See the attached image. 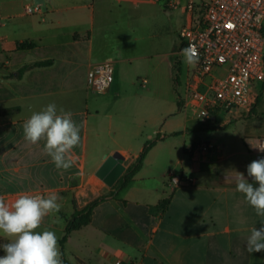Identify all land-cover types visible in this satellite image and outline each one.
Returning a JSON list of instances; mask_svg holds the SVG:
<instances>
[{
	"label": "crops",
	"instance_id": "obj_1",
	"mask_svg": "<svg viewBox=\"0 0 264 264\" xmlns=\"http://www.w3.org/2000/svg\"><path fill=\"white\" fill-rule=\"evenodd\" d=\"M36 3L0 0V20L12 21L22 6L27 19L13 31L7 30V21L0 24V112L10 110L0 116V196L6 203L37 191L58 194L61 210L45 217L41 230L54 231L60 248L75 206L82 209L106 197L90 223L65 243L69 264H114L116 258L140 264H264V251L246 250V238L253 226H262L261 218L228 179L237 171L253 182L247 165L255 160V149L247 141L264 139V81L252 85L251 108L227 116L226 125L203 128L178 120V100L169 112L155 101L162 75L177 85L182 44L156 59L128 54L140 41L132 11L149 2L43 0L37 4L40 13L26 14V7ZM198 18V13H186V25ZM26 42L32 45L19 47ZM107 60L116 66L112 90L102 94L94 111L91 96L79 108L75 80L86 82L91 65ZM133 60L139 61L147 84L137 81ZM49 103L71 111L81 126V143L72 153L75 164L67 172L55 168L43 141L32 145L23 139L24 121ZM157 137L124 189L116 191L97 176L116 152L124 156L127 170ZM205 143L214 146L209 154L200 150ZM172 174L194 176L196 182L174 188ZM7 242L0 233V244Z\"/></svg>",
	"mask_w": 264,
	"mask_h": 264
},
{
	"label": "built area",
	"instance_id": "obj_2",
	"mask_svg": "<svg viewBox=\"0 0 264 264\" xmlns=\"http://www.w3.org/2000/svg\"><path fill=\"white\" fill-rule=\"evenodd\" d=\"M146 1L159 4L162 0ZM165 7L183 8L188 15L199 14L198 20L185 25L180 32L183 48L191 43L200 56L194 68L184 63L183 84L180 83L181 61L178 64L175 79L177 86L183 88L179 102L185 118L210 128L226 125L227 116L249 110L253 105L252 85L264 81V0H165ZM25 11L34 15L42 8L31 5ZM115 82L113 61L94 63L87 72V89L92 94H108ZM141 83L145 85L147 80ZM213 148L210 143L200 146L205 154ZM254 157L260 159L264 152L255 149ZM169 182L180 188L194 185L196 178L172 174ZM114 264L140 263L116 258Z\"/></svg>",
	"mask_w": 264,
	"mask_h": 264
},
{
	"label": "clouds",
	"instance_id": "obj_3",
	"mask_svg": "<svg viewBox=\"0 0 264 264\" xmlns=\"http://www.w3.org/2000/svg\"><path fill=\"white\" fill-rule=\"evenodd\" d=\"M183 62L189 67L199 63V52L195 45L189 44L181 49ZM23 139L32 145L41 141L43 152L51 158L57 170L67 172L74 164L73 149L81 143V126L73 119L71 111L57 110L55 103H49L38 112H33L22 125ZM250 147L264 152V141H247ZM229 177L235 184V191L243 194L247 204L260 217L261 227L253 226L246 238L249 254L264 251V157L247 165V175L234 171ZM257 184L258 186H254ZM58 194L28 195L20 194L9 205L0 196V233L9 242L0 244L4 255L0 264H63L59 248V237L47 228H42L45 217L60 212L62 205ZM59 222V217L53 221Z\"/></svg>",
	"mask_w": 264,
	"mask_h": 264
},
{
	"label": "rangeland",
	"instance_id": "obj_4",
	"mask_svg": "<svg viewBox=\"0 0 264 264\" xmlns=\"http://www.w3.org/2000/svg\"><path fill=\"white\" fill-rule=\"evenodd\" d=\"M43 0H37L36 5ZM142 7V8H141ZM138 9H133L134 18L132 20L135 35L140 37V41L135 43L134 48L128 51V54L133 56L147 55L150 59H156L163 53H168L172 51L173 48L179 50V44H181L180 32L186 25V12L183 8L171 9L165 7V0H162L159 4H143ZM16 18H12V21L0 20V24H4L7 21V30L13 31V25L17 23H23L27 19L24 17V8L19 7L16 13ZM4 32V29H3ZM142 38V39H141ZM179 43V44H178ZM179 57L181 56L178 52ZM178 57V61H181L180 65V83H184V71L185 66L183 62V57ZM139 61L133 60L132 67L133 74L138 75L137 81L141 85V81L146 79L140 68H137ZM137 68V69H136ZM78 94L77 105L79 108L85 107V100L88 96L92 97L90 101V107L95 110L96 106L100 105V101L103 100L102 94H92L87 89V84L82 78L75 80ZM142 86V85H141ZM139 86L140 88H143ZM159 94L156 97L155 104L159 106V109L164 112H169L174 109V102L179 101V96L183 95V88L174 85V83L164 80V76L161 77V83L158 87ZM141 94V91H140ZM142 94H144L142 92ZM66 99L68 98L65 95ZM153 99V100H154ZM98 104V105H97ZM181 104V103H180ZM182 106V104H181ZM118 107V106H117ZM91 111V110H90ZM178 120H185V113L181 111L178 116ZM194 122V121H192ZM196 123V121L194 122ZM15 129L12 130V132ZM148 140H145L146 143ZM139 146V144H138ZM68 209V208H67ZM67 213V212H66Z\"/></svg>",
	"mask_w": 264,
	"mask_h": 264
},
{
	"label": "trees",
	"instance_id": "obj_5",
	"mask_svg": "<svg viewBox=\"0 0 264 264\" xmlns=\"http://www.w3.org/2000/svg\"><path fill=\"white\" fill-rule=\"evenodd\" d=\"M31 45L32 44L26 42V43L20 44L19 47L20 48H27V47H30ZM9 113H10V110H4V111L0 112V116L8 115ZM157 140H159V137H157V139L155 141L148 142L145 145V148L142 151V153L140 154L137 161L127 168L125 173L121 176V178L113 186V188L116 191L124 189L129 183L132 182L135 175L141 170L142 163L146 157L147 152L155 144V142ZM112 194H114V192ZM105 199H106V197H104V196L99 197V198L95 199L94 201H92L91 203H89L88 205H86L85 207H83L82 209H79L77 206H75V213L72 216V219L70 220V222L68 223L64 237L60 241V251L62 253L63 264H69L64 259V249H65V243L69 239L70 235L72 234L73 231L79 230L82 227H84L90 223L95 208L99 205V203H101ZM164 205H165V203L162 202L161 206H164Z\"/></svg>",
	"mask_w": 264,
	"mask_h": 264
},
{
	"label": "water",
	"instance_id": "obj_6",
	"mask_svg": "<svg viewBox=\"0 0 264 264\" xmlns=\"http://www.w3.org/2000/svg\"><path fill=\"white\" fill-rule=\"evenodd\" d=\"M125 158L121 153H114L107 157L103 165L97 171V176L109 187H113L126 170Z\"/></svg>",
	"mask_w": 264,
	"mask_h": 264
}]
</instances>
